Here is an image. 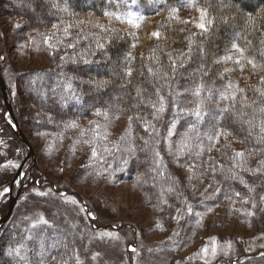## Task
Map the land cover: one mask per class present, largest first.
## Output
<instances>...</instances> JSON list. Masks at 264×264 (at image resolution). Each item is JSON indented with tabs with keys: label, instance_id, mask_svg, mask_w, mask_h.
<instances>
[{
	"label": "trees",
	"instance_id": "trees-1",
	"mask_svg": "<svg viewBox=\"0 0 264 264\" xmlns=\"http://www.w3.org/2000/svg\"><path fill=\"white\" fill-rule=\"evenodd\" d=\"M13 1L21 4L23 0ZM51 1L53 10L39 0L45 17L35 21L25 16L29 19L18 32L26 35L38 28L59 26L58 30L52 27L58 33L54 52L57 56L52 66L20 74L24 93L39 113L47 117L41 119L39 114L34 119L37 132L49 135L48 142L59 148L64 140L74 145L79 122L93 114L128 118L133 130L121 141L106 142L86 128L85 140L78 144L81 147L72 148L73 156L84 160L83 167L91 173L108 169L110 175L116 173L122 177L126 173L130 177L135 170L155 168L151 172L155 179L144 183L146 194L153 197L154 203L170 204L178 199L184 207L185 203L193 204L191 192L185 189V180H179L169 165L191 155L190 169H195L198 162L209 166L207 171L201 168V172L210 177V183L219 184L221 193L239 206L240 214L250 211L256 188L254 172L264 171V131H261L264 128V0H139L145 20L138 34L120 27L121 9L114 0ZM200 8L207 12L206 31L197 26ZM173 9L178 11L173 13ZM180 9H188V15L179 13ZM100 19L111 22L102 25ZM153 33L160 35L157 38ZM233 45L244 50L243 92L235 94V99L230 98L226 108H218V93L225 91V82L231 76L229 70L223 69L226 62L222 64L219 59L235 49ZM247 60L259 66L263 75L250 72L252 66ZM33 86H37L38 101L31 96L36 88ZM98 86L99 89H94ZM197 89L199 96L195 95ZM197 108L202 112L200 118L194 115ZM72 124L77 126L71 127ZM173 124L176 130L171 134H175L178 142L174 147L169 130L159 132L163 125H170L167 128L171 129ZM187 127L201 132L202 158L193 154L195 142L192 145L190 136L180 134ZM218 131L223 135L217 142ZM209 136L214 138L210 141ZM146 138H151L150 143ZM164 146L171 148L174 155L184 150L180 160L172 155L165 157ZM237 152L244 155L237 156ZM69 154L67 149L65 157L69 158ZM103 156H109L108 163H103L106 167L102 164L96 167ZM60 159L63 162L62 156ZM30 166L28 181L35 178L36 182L41 172L32 161ZM44 173L56 187L66 190L60 188L56 178ZM216 196L211 195V199ZM182 210L181 214L186 216L187 210ZM191 217L188 214L185 222ZM53 233L59 235L61 243L49 244L51 250L42 239L48 240ZM177 233L175 241L180 242L185 229ZM29 236L26 249L8 256L15 258V264H46L51 255L63 253L62 246L70 243L68 254L75 260L73 250L77 241L59 228L36 225ZM31 255L41 258V263L33 262Z\"/></svg>",
	"mask_w": 264,
	"mask_h": 264
},
{
	"label": "rangeland",
	"instance_id": "rangeland-1",
	"mask_svg": "<svg viewBox=\"0 0 264 264\" xmlns=\"http://www.w3.org/2000/svg\"><path fill=\"white\" fill-rule=\"evenodd\" d=\"M114 1L121 9L118 15L123 24L120 27L138 34L145 19L139 22L140 27L127 23V19L130 14L144 17L139 0ZM0 2V57H3L0 59V72L8 87L14 115L20 120L21 128L31 140L36 152V168L41 172L36 182L35 178L28 181L27 172L31 171L32 161L29 160L12 190L13 178L28 155V148L13 133V120L0 89V219L8 211L11 194L16 195L21 189L11 218L0 228V264H15V258L9 259L8 256L12 252L15 255L20 254L19 249L27 248L29 232L36 225L45 224L41 220H46V224L59 228L77 241L73 250L75 260L68 254L70 243L62 246L63 253L51 255L46 264H264V171L254 172V200L249 205L251 210H245L249 214L244 215L246 212L240 214L237 211H241L239 206L229 196L221 193L217 182L210 183V177L202 174L201 168L207 171L209 166L198 162L195 169H190L189 160L192 156L188 155V158L183 157L182 162L176 160L175 164L171 163L169 166L179 175V180H185L184 187L191 192L193 204L188 202L183 207L182 202L181 207L178 199L170 204H159L154 203L153 197H149L144 190V183L149 184L155 179L151 174L155 168L137 172L135 170L130 177L126 173L122 177L116 173L110 175L108 169L91 173L90 169L83 167L84 160H77L78 156H73V149L80 146V140H85L83 136L86 128L96 137L102 136L106 142L121 141L133 130L130 119L111 114H93L79 122L74 134V145L64 140L59 148L48 142L49 135L37 132L35 118L39 114L41 119L46 116L39 113L29 96L24 93L20 74L52 66L57 56L54 52L59 26L53 24L57 30L50 25L26 35L18 34L21 27L15 28L17 23L22 25L29 18L36 21L45 17V13L40 11L43 9L41 3L39 0H23L20 1L21 4H15L16 1L12 0ZM42 2L53 10L54 4L51 0ZM187 10L180 9L179 13L188 15ZM7 11L13 14L7 15ZM99 22L104 25L111 21L100 19ZM229 55L233 60L223 59ZM238 57L239 53L233 49L219 59L222 64L226 62L223 69L229 70L231 76L225 82V91L218 93V108H226L232 94L239 92L236 85L239 89L243 88L246 67L243 65V71L239 70L241 66L234 62ZM249 71L263 75L259 66L251 67ZM229 84L233 87L228 88ZM33 88L31 96L38 101L37 86ZM94 89H99V86ZM221 93L229 98L222 99ZM169 126L163 125L159 132L166 133L169 130L170 135L176 127L168 129ZM190 128L181 130L180 134L184 137L190 136L192 145L195 142L193 148L196 150L193 154L202 158L204 148L201 132L198 128L195 129L196 126ZM174 135L169 137L173 147L178 144ZM151 138H146L147 143H150ZM67 149L70 150L69 158L65 157ZM163 150L165 157L172 155L178 159L184 151L174 155L167 146ZM61 156L63 162L60 161ZM99 161L96 162V167L101 164L106 167L103 163H108L109 156L99 157ZM44 172L53 179L56 178L60 188L66 190L59 189L53 180L46 179ZM4 189L10 191L5 192ZM214 194L220 196L211 199ZM72 200L76 203H72ZM182 208L187 210L186 216L181 214ZM188 214L193 217L185 222ZM182 228L185 229V235L180 242L179 239L176 242L175 239L179 236L177 232ZM103 233H111L112 236L102 235ZM47 238L48 240L42 239L46 245L55 243L58 246L61 243L56 233ZM205 247L209 249L207 254L202 251ZM48 248L53 249L51 245ZM133 248L135 251H132ZM213 248L216 249L215 255H212ZM43 256L45 255L42 258ZM30 258L33 262L41 263V258L35 255Z\"/></svg>",
	"mask_w": 264,
	"mask_h": 264
},
{
	"label": "snow or ice",
	"instance_id": "snow-or-ice-1",
	"mask_svg": "<svg viewBox=\"0 0 264 264\" xmlns=\"http://www.w3.org/2000/svg\"><path fill=\"white\" fill-rule=\"evenodd\" d=\"M133 2H135V0H133ZM177 11H178V9H173V13H175V12H177ZM199 11H200V23H198L197 26H198L200 29L206 31L207 28H206V25H205L204 21H205V18H206V16H207V12H206L205 9H199ZM143 20H144V17H143V16H139V17H137V16H133V15L130 14V15H129V18L127 19V23L133 25L134 27H140V23H139V22H140V21H143ZM185 23H188V21H185ZM208 23H211V21L209 20ZM21 26H22L21 24L17 23L14 27H15V28H20ZM65 31L67 32V29H65ZM159 35H160L159 33H153V36H156L157 38L159 37ZM49 39H50V38H49ZM50 46H51V45H50ZM233 47H234V48L236 49V51L239 53V57L236 58L234 62H235L236 64H238V65H241V71H243L242 60H243V58H244V50H243V49H240L238 45H233ZM0 59H3V57H0ZM223 59L226 60V61H230V60H233V57H232L231 55H229V56H225ZM247 63L250 64L253 68H256V67H257L256 64H255L252 60H247ZM232 87H233L232 84H229V85H228V88H232ZM235 87L237 88L238 91L243 92V89H239V86H238V85H236ZM195 95H197V96L200 95V90H199V89L196 90ZM262 95H264V93H262ZM221 98H222V99H228L229 97L226 96V95H224V94H222ZM231 98H232V99H235V92L232 94ZM163 110H164L163 107H161L160 111H163ZM100 114H101V113H99V112L97 113V115H100ZM194 115H195L196 117H198V118H200V117L202 116V112L199 110V108H197V109L194 111ZM250 123H251V122H250ZM70 126H71V127H76L77 125L72 124V125H70ZM173 127H175V124H173ZM261 131H264V128H262ZM221 135H223V132H222V131H218V132L216 133L215 139L217 140V142L219 141V138H220ZM213 138H214V137H212V136H209V137H208V139H209L210 141H211ZM93 155H96L94 149H93ZM236 155H237V156H243L244 153H242V152H237ZM4 191L7 192V191H10V189H4ZM39 194H40V195H45V193H39ZM236 195L239 196V193H236ZM72 203H76V201H75V200H72ZM189 211H191L190 208H189ZM40 222H41V223H45V224L47 223L46 220H41ZM102 235H106V236H110V237L112 236L111 233H103ZM132 251H135V249L133 248ZM202 251H203L205 254H207L208 251H209V249H208L207 247H205L204 249H202ZM215 254H216V249L213 248V249H212V255H215Z\"/></svg>",
	"mask_w": 264,
	"mask_h": 264
},
{
	"label": "water",
	"instance_id": "water-1",
	"mask_svg": "<svg viewBox=\"0 0 264 264\" xmlns=\"http://www.w3.org/2000/svg\"><path fill=\"white\" fill-rule=\"evenodd\" d=\"M0 89L2 91V94H3L4 100H5V104L7 106V109L9 110L10 115H11L12 120H13V124H11V127H12L14 133L16 134V136L28 148V155L25 157V159L20 164V166H19V168H18V170H17V172H16V174H15V176L13 178V181H12V190H13V187H14L15 183L17 182V180L19 179V177L21 176V174L23 172V169H24V166L26 165V163L29 160H32L34 162L35 166L37 167V158H36V152H35V149H34L32 143H31V140L26 135V133L23 131V129L21 128L17 118L14 115V112H13V109H12V106H11V102H10V98H9L8 87H7V84H6L5 80H4V77H3L1 72H0ZM20 192H21V189L18 191V193L16 195H14L13 193L11 194L10 205H9L8 211L0 219V228L3 227L9 221V219L11 218V216H12V214L14 212V209H15V206H16V203H17L18 196H19Z\"/></svg>",
	"mask_w": 264,
	"mask_h": 264
}]
</instances>
